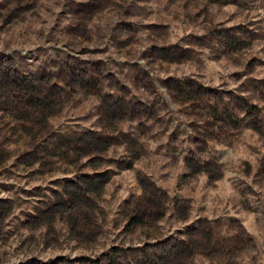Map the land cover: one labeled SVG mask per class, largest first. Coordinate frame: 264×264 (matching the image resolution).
Returning a JSON list of instances; mask_svg holds the SVG:
<instances>
[{
  "label": "rangeland",
  "instance_id": "obj_1",
  "mask_svg": "<svg viewBox=\"0 0 264 264\" xmlns=\"http://www.w3.org/2000/svg\"><path fill=\"white\" fill-rule=\"evenodd\" d=\"M0 264H264V0H0Z\"/></svg>",
  "mask_w": 264,
  "mask_h": 264
},
{
  "label": "trees",
  "instance_id": "obj_2",
  "mask_svg": "<svg viewBox=\"0 0 264 264\" xmlns=\"http://www.w3.org/2000/svg\"><path fill=\"white\" fill-rule=\"evenodd\" d=\"M38 100V99H37Z\"/></svg>",
  "mask_w": 264,
  "mask_h": 264
}]
</instances>
